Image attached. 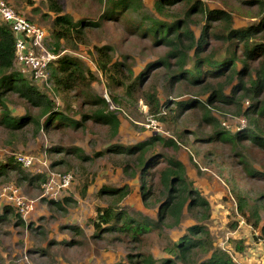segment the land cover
<instances>
[{"label": "trees", "instance_id": "16d2710c", "mask_svg": "<svg viewBox=\"0 0 264 264\" xmlns=\"http://www.w3.org/2000/svg\"><path fill=\"white\" fill-rule=\"evenodd\" d=\"M43 1L55 15L50 31L53 40L50 46L54 54L62 52L63 43L85 42L87 32L98 28L102 19L125 23L129 33L148 38L156 46L165 48V53L159 59L135 74L127 60L128 55L123 60L115 59L112 45L94 46L95 62L106 74L110 89L118 90L129 101L143 100L156 119L168 121L173 129V137L153 134L131 145L110 144L101 152L109 153L117 165L123 166L135 180L144 202L157 205L158 211L157 218L144 214L132 215L121 206L132 191L131 186L104 185L98 195L106 197L107 204L98 206L96 214L90 219L95 237L117 232L119 236L130 235L133 240L141 242L149 232L160 235L163 228L179 226L183 214L188 211L199 222L189 225L176 240H169L162 247L166 254L164 257L155 258L152 253L143 252L139 254V260L131 262L239 264L227 250L214 248V237L205 223L211 217L213 207L189 177L186 162L177 152L184 144L196 154L208 156L213 151L198 149L199 144H229L237 151L247 176L264 182V163L256 167L252 163L251 153V147L264 151V0H243L246 8L255 6L253 15L256 18L244 26L235 25L231 5L213 8L203 0H155L153 10L145 8L144 0H102L105 11L99 21L86 17L75 20L65 12L61 0ZM15 10L20 13L17 6ZM197 27L200 28L198 35L195 31ZM16 63V35L10 24L2 19L0 124L8 128L12 136L26 126L47 133L68 127L83 130L90 121L107 126L111 136L117 134L120 119L114 109H108L107 97L88 91L97 81V75L80 59L63 53L51 60L48 64V82L52 92L65 101L83 97V104L87 108L84 112L68 103L64 108H59L53 98L19 71ZM154 75L164 80L162 90L150 81ZM163 92L167 96L165 99ZM14 97L37 110V113L13 116L9 104ZM111 97L118 105L132 112L129 103L119 95L112 94ZM217 111L245 117L247 125L233 132L222 125ZM191 119H195L194 129L188 127ZM48 150L52 155H60L58 158L52 157L51 166L57 172L67 173L75 164L83 169L86 161H93L80 147L54 145ZM72 155L77 163L69 159ZM13 175L18 184L37 188H41L48 179L46 173H28L17 159L0 162V185ZM88 187L85 184L82 189L83 196ZM233 191L244 190L233 187ZM236 197L239 212L248 222L252 221L255 228H259V214L257 210H249L247 196L238 192ZM65 201L71 199L65 198ZM49 202L61 206L60 202L52 199ZM255 202L263 204L264 193H257ZM12 215L17 223L25 226L19 213L10 206H6L0 215V224L9 221ZM238 223L233 222L232 227H237ZM67 228L75 235L83 234L82 228L74 224ZM260 230L257 237L264 240V225ZM243 248V244L238 242L237 250L243 251Z\"/></svg>", "mask_w": 264, "mask_h": 264}, {"label": "rangeland", "instance_id": "374dc122", "mask_svg": "<svg viewBox=\"0 0 264 264\" xmlns=\"http://www.w3.org/2000/svg\"><path fill=\"white\" fill-rule=\"evenodd\" d=\"M7 5L15 10H20V15L42 29L44 44L51 50V29L54 13L50 12L43 0H4ZM19 2L16 5V2ZM65 12L75 20L89 18L99 21L105 11V3L102 0H61ZM155 0H144L146 9L153 10ZM210 7L222 8L231 5L233 9L234 23L236 26H244L256 20L253 13L255 6H247L243 0H203ZM16 11V10H15ZM18 13V12H17ZM0 16V22L2 20ZM32 20V21H31ZM197 35L200 28H196ZM29 42V38H26ZM85 42L76 41L74 44L63 43L60 54H53L55 58L61 54H70L88 65L97 75L89 92L108 99V109L116 107L114 111L120 119L118 132L111 136V131L105 125L88 122L85 129L73 130L71 128H58L60 131H34L31 126H26L19 133L11 131L0 124V162L6 163L9 158L28 157L30 165H25V171L30 174L46 173L47 182L41 188L18 184L16 176L0 185V215L4 213L6 206L12 207L15 212L18 209L9 202L5 189L11 187L18 189V197L26 205L34 204V210L27 215H21L25 226L17 223L12 217L9 221L0 224V264H134L131 260H139L145 252L152 253L155 258H162L163 246L169 240H176L183 231L192 223L199 222L190 212L185 211L182 222L172 229L163 228L162 234L149 232L145 234L141 242L133 240L130 235L119 233H107L102 237H95L94 227L90 219L96 214L98 206L106 205V197L99 196V189L104 185L122 187L130 185L132 191L121 202V206L132 215H148L157 218L158 206H151L144 202L137 191L135 180L117 165L109 153H101L113 143L131 145L144 141L153 134L173 137V129L167 121H159L150 112L143 100L132 102L118 90H111L106 74L95 62L96 54L94 46L112 45L115 59L123 60L128 55V61L135 74H139L150 63L159 59L165 48L156 46L150 39L141 38L129 33L125 23L101 20L98 28L91 29L84 37ZM38 54V53H36ZM126 60V61H127ZM19 71L23 72L30 80H33L40 89L53 98L59 108H64L66 103L84 112L87 110L83 104V97L71 98L67 101L60 95L54 94L48 82V69L43 75H38L33 65L24 61L16 63ZM152 76L150 81L160 90L164 80L158 75ZM149 81V83H151ZM113 95H119L127 101L132 112L118 105ZM167 96L163 92V98ZM246 103H249L248 101ZM13 116H22L25 113H37V110L29 107L24 101L14 97L10 102ZM219 121L231 131L243 128L247 125L245 117L232 112L217 111ZM80 117V116H79ZM195 119H191L188 127L194 129ZM264 123V122H263ZM194 138V136H190ZM54 145L64 147H80L85 155L93 158L86 161L82 169L79 164L69 170L71 178L67 185H62L63 172H57L52 168V155L48 148ZM161 148V145H158ZM198 149L213 151V154L205 156L204 153L196 154L194 150L184 144L177 155L186 163L189 177L195 186L212 205V215L205 223L208 225L214 237V248L227 250L232 258L239 264H264V240L258 238L260 227L264 225V203L256 204L257 193H264V182L248 177L239 162L237 151L229 144L217 142L215 144H199ZM97 153H100L96 155ZM253 155L252 163L259 167L264 163V151L251 147ZM73 163L77 159L69 157ZM78 165V166H77ZM66 173V172H65ZM68 173V172H67ZM53 179V181H51ZM85 184L88 190L85 196L81 193ZM233 187L244 191H233ZM242 192L247 196L249 210H257L260 218V227L255 228L252 221L248 222L238 210L236 193ZM65 198L71 201L66 202ZM60 202L61 206L49 202ZM248 211V214L249 212ZM254 219V218H253ZM239 221L237 227H232L233 222ZM74 224L83 230V234L75 235L67 227ZM69 242H73L69 244ZM238 242L244 246L243 251L237 250ZM132 255V257H130ZM140 264V263H136Z\"/></svg>", "mask_w": 264, "mask_h": 264}, {"label": "built area", "instance_id": "2783aa9c", "mask_svg": "<svg viewBox=\"0 0 264 264\" xmlns=\"http://www.w3.org/2000/svg\"><path fill=\"white\" fill-rule=\"evenodd\" d=\"M0 16L10 24V28L16 35V61H24L31 66L33 65L37 74L43 75L45 68L48 69V64L55 58V55L45 46V34H43L42 29L17 13L4 0H0ZM26 38H29L30 41L28 42ZM18 161L23 167L31 164V159L28 157H19ZM70 178L69 172L64 173L61 177L62 185H67ZM5 192L9 202L16 206L21 215H27L34 210V204L26 205L24 201H21L18 197V189L7 187Z\"/></svg>", "mask_w": 264, "mask_h": 264}]
</instances>
